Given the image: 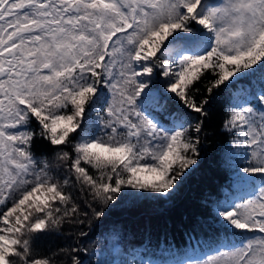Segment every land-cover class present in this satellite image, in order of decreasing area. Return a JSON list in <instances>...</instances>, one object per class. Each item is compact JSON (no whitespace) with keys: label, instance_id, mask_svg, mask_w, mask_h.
<instances>
[{"label":"snow or ice","instance_id":"6c2138e0","mask_svg":"<svg viewBox=\"0 0 264 264\" xmlns=\"http://www.w3.org/2000/svg\"><path fill=\"white\" fill-rule=\"evenodd\" d=\"M256 78L223 124L244 194L216 216L236 238L183 264H264V0H0V264H82L80 247L45 256L34 241L118 200H173L200 155L204 121L187 114Z\"/></svg>","mask_w":264,"mask_h":264},{"label":"trees","instance_id":"16d2710c","mask_svg":"<svg viewBox=\"0 0 264 264\" xmlns=\"http://www.w3.org/2000/svg\"><path fill=\"white\" fill-rule=\"evenodd\" d=\"M200 84L202 96L207 95ZM241 81L239 88L214 90L206 118L188 113L193 122L204 121L200 134V155L195 171L185 180L173 200L128 198L109 205L100 219L89 217L83 225H65L61 232L41 235L34 248L48 255L62 248L80 247L82 264H183L188 258H202L220 242L234 239L225 232L216 216L218 202L244 194V188L233 181L232 166L238 161L233 147V133L223 127L226 114L233 106V98L241 89L257 91L258 78ZM168 111L161 113L162 122L170 123L169 112L177 114L175 101L167 100ZM253 106H256L253 102ZM155 114V113H154ZM38 154L51 155L54 147L40 141L35 145ZM82 209L91 197L81 193L79 186L71 189ZM87 233L81 236L80 233ZM198 244H196V243ZM118 245L116 250L113 249ZM192 251V252H191ZM119 255L120 260L115 262ZM198 255V256H194ZM68 257L58 258V264H67ZM127 260H131L128 263Z\"/></svg>","mask_w":264,"mask_h":264},{"label":"rangeland","instance_id":"374dc122","mask_svg":"<svg viewBox=\"0 0 264 264\" xmlns=\"http://www.w3.org/2000/svg\"><path fill=\"white\" fill-rule=\"evenodd\" d=\"M164 79H165L164 77L159 76V77H155L154 80H153V84L155 85V87L153 88V91L156 92L157 94H160L162 88L164 87ZM164 95L167 97V94L166 93ZM233 178H234L233 181H234L235 185H237L236 180H235V172L233 173ZM196 244H198V243H196ZM117 248H118V245L116 244L113 247V249L116 250ZM194 256H198V255H194ZM119 260H120V256L117 255L115 257V262H118ZM127 261H128V263H130L131 260H127Z\"/></svg>","mask_w":264,"mask_h":264}]
</instances>
